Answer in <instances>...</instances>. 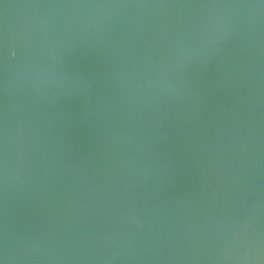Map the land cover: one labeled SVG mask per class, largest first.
<instances>
[{"label": "water", "instance_id": "obj_1", "mask_svg": "<svg viewBox=\"0 0 264 264\" xmlns=\"http://www.w3.org/2000/svg\"><path fill=\"white\" fill-rule=\"evenodd\" d=\"M0 264H264V0H0Z\"/></svg>", "mask_w": 264, "mask_h": 264}]
</instances>
